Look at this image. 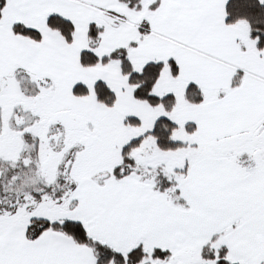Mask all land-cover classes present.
<instances>
[{
	"label": "snow or ice",
	"instance_id": "obj_1",
	"mask_svg": "<svg viewBox=\"0 0 264 264\" xmlns=\"http://www.w3.org/2000/svg\"><path fill=\"white\" fill-rule=\"evenodd\" d=\"M0 264H264V0H0Z\"/></svg>",
	"mask_w": 264,
	"mask_h": 264
}]
</instances>
